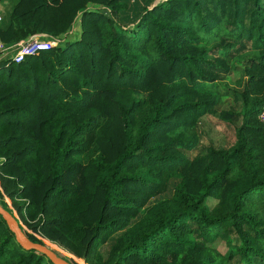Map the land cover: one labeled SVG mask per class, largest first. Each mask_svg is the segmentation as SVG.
<instances>
[{
	"label": "trees",
	"instance_id": "obj_1",
	"mask_svg": "<svg viewBox=\"0 0 264 264\" xmlns=\"http://www.w3.org/2000/svg\"><path fill=\"white\" fill-rule=\"evenodd\" d=\"M133 1L2 19L51 47L0 56V204L70 264H264V0ZM0 264L54 263L0 215Z\"/></svg>",
	"mask_w": 264,
	"mask_h": 264
},
{
	"label": "built area",
	"instance_id": "obj_2",
	"mask_svg": "<svg viewBox=\"0 0 264 264\" xmlns=\"http://www.w3.org/2000/svg\"><path fill=\"white\" fill-rule=\"evenodd\" d=\"M2 17L0 16V23ZM55 40V39H54ZM51 47L48 42H43L35 37L30 38L27 42H17L13 46L5 49L3 42L0 39V56L13 59L16 63H20L26 56L34 55L39 51L47 50ZM258 122L264 125V107L258 115Z\"/></svg>",
	"mask_w": 264,
	"mask_h": 264
},
{
	"label": "water",
	"instance_id": "obj_3",
	"mask_svg": "<svg viewBox=\"0 0 264 264\" xmlns=\"http://www.w3.org/2000/svg\"><path fill=\"white\" fill-rule=\"evenodd\" d=\"M88 11V10H87ZM0 215L5 220L6 224L8 225L10 231L15 235L17 243L25 250H35L44 254L47 258H49L54 264H70L65 259L56 255L52 250L48 247H45L41 244L32 242L21 230L19 227V223L12 216L10 212L5 210L0 204Z\"/></svg>",
	"mask_w": 264,
	"mask_h": 264
},
{
	"label": "rangeland",
	"instance_id": "obj_4",
	"mask_svg": "<svg viewBox=\"0 0 264 264\" xmlns=\"http://www.w3.org/2000/svg\"><path fill=\"white\" fill-rule=\"evenodd\" d=\"M149 3H152V1H147ZM15 3V0H0V16L2 17V19L5 17H8L10 15V12L12 10V7ZM144 0H134L133 1V9H132V13H131V17L129 20H124L122 19L118 14L116 13H112V16L114 17L115 21H117L119 27L123 28V29H129L132 30L133 28L136 27L138 20L142 17L143 14V9H144ZM93 8L89 9L92 10ZM96 9V8H94ZM108 11H111V9L107 8ZM71 33V31L69 32V34ZM37 36H42L41 34H38ZM47 36V35H44ZM57 42H62L64 41L67 36L65 38H58V37H53ZM233 98V97H232ZM227 105V104H225ZM224 105V106H225Z\"/></svg>",
	"mask_w": 264,
	"mask_h": 264
},
{
	"label": "crops",
	"instance_id": "obj_5",
	"mask_svg": "<svg viewBox=\"0 0 264 264\" xmlns=\"http://www.w3.org/2000/svg\"><path fill=\"white\" fill-rule=\"evenodd\" d=\"M149 1H151V0H149ZM149 3V2H148ZM1 12V11H0ZM45 37H47V36H45Z\"/></svg>",
	"mask_w": 264,
	"mask_h": 264
}]
</instances>
